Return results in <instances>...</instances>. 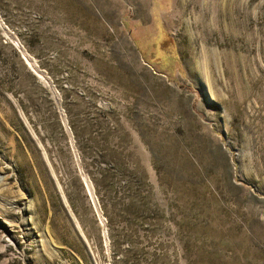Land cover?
<instances>
[{
  "label": "rangeland",
  "instance_id": "1",
  "mask_svg": "<svg viewBox=\"0 0 264 264\" xmlns=\"http://www.w3.org/2000/svg\"><path fill=\"white\" fill-rule=\"evenodd\" d=\"M0 264H264V0H0Z\"/></svg>",
  "mask_w": 264,
  "mask_h": 264
},
{
  "label": "trees",
  "instance_id": "2",
  "mask_svg": "<svg viewBox=\"0 0 264 264\" xmlns=\"http://www.w3.org/2000/svg\"><path fill=\"white\" fill-rule=\"evenodd\" d=\"M14 54H15L16 57H19L16 51L14 52ZM42 90L45 91L44 92V94H45L44 97L47 99V101L49 103V106L54 105L53 102H52V99L48 97V92L46 90H44V89H42ZM19 105H20L21 109L24 111L25 110V107L23 105H21L20 102H19ZM52 114L53 115H56L55 114V111H52Z\"/></svg>",
  "mask_w": 264,
  "mask_h": 264
},
{
  "label": "bare ground",
  "instance_id": "3",
  "mask_svg": "<svg viewBox=\"0 0 264 264\" xmlns=\"http://www.w3.org/2000/svg\"><path fill=\"white\" fill-rule=\"evenodd\" d=\"M206 58H207V57H206ZM200 60H201L200 64L204 65V67H205V66H206V65H205V57L200 58ZM200 64H199V66L194 67V69H195L197 72H199V73L202 74V70H201V65H200ZM208 66H209V65H208ZM84 182H85V184H86V187H87V189H88V192L90 193V189L88 188V185H87V183H86L85 180H84Z\"/></svg>",
  "mask_w": 264,
  "mask_h": 264
},
{
  "label": "water",
  "instance_id": "4",
  "mask_svg": "<svg viewBox=\"0 0 264 264\" xmlns=\"http://www.w3.org/2000/svg\"><path fill=\"white\" fill-rule=\"evenodd\" d=\"M36 75V74H35ZM36 76H38V75H36Z\"/></svg>",
  "mask_w": 264,
  "mask_h": 264
}]
</instances>
